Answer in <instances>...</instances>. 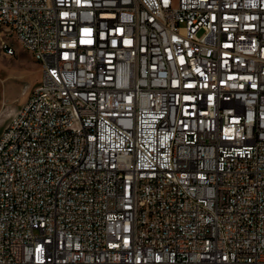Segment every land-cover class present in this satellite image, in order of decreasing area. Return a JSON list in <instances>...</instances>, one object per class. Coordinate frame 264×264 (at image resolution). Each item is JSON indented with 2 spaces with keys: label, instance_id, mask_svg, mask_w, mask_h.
<instances>
[{
  "label": "built area",
  "instance_id": "obj_1",
  "mask_svg": "<svg viewBox=\"0 0 264 264\" xmlns=\"http://www.w3.org/2000/svg\"><path fill=\"white\" fill-rule=\"evenodd\" d=\"M18 46L0 264H264V0H0Z\"/></svg>",
  "mask_w": 264,
  "mask_h": 264
},
{
  "label": "rangeland",
  "instance_id": "obj_2",
  "mask_svg": "<svg viewBox=\"0 0 264 264\" xmlns=\"http://www.w3.org/2000/svg\"><path fill=\"white\" fill-rule=\"evenodd\" d=\"M41 78V67L18 46L15 56L0 51V135L27 101Z\"/></svg>",
  "mask_w": 264,
  "mask_h": 264
}]
</instances>
